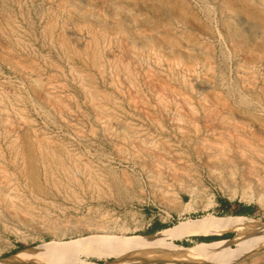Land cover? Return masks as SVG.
<instances>
[{
  "label": "rangeland",
  "instance_id": "obj_1",
  "mask_svg": "<svg viewBox=\"0 0 264 264\" xmlns=\"http://www.w3.org/2000/svg\"><path fill=\"white\" fill-rule=\"evenodd\" d=\"M0 102V259L264 221V0H0ZM78 243L70 264L116 257Z\"/></svg>",
  "mask_w": 264,
  "mask_h": 264
},
{
  "label": "bare ground",
  "instance_id": "obj_2",
  "mask_svg": "<svg viewBox=\"0 0 264 264\" xmlns=\"http://www.w3.org/2000/svg\"><path fill=\"white\" fill-rule=\"evenodd\" d=\"M247 195L248 194H246V196ZM248 196L246 198L247 200H250L252 196ZM260 200L262 201L263 199L261 198ZM261 204L263 205V203H260V205ZM253 220L260 224L250 228L237 229L234 231V234L230 239L213 240L207 243L201 242V244L191 248L181 247L179 249H175L166 244L154 243V241L157 239H162L166 236L180 238L190 233L197 234L209 232L212 234L197 235H217L220 233H214L216 230L226 229L223 228L222 221L213 218L191 219L180 222L172 228L161 229L157 231L156 234L154 233L155 235L152 234L141 237L105 236L100 238L93 237L94 239L92 240L90 238H84L83 240L71 241L69 243H50L49 245L46 243L44 249L35 246L24 248L19 252H16L14 257L25 261L24 263L31 261L34 264H70L74 261L73 255L75 252L73 249L77 248H74L72 243L79 242L78 248L81 247L82 249L87 250L85 244L89 243V245H93L94 248L100 250L102 253H114L116 256L115 259L107 264H134L145 259L147 260L165 257H169L171 260H206L212 261L211 263L213 264H223L221 262L230 263L241 256L238 255V251H240V249L248 252H253L254 250L262 248L264 249V221H257L255 219ZM232 244H234L233 247L227 246ZM31 262L30 264H32Z\"/></svg>",
  "mask_w": 264,
  "mask_h": 264
},
{
  "label": "trees",
  "instance_id": "obj_3",
  "mask_svg": "<svg viewBox=\"0 0 264 264\" xmlns=\"http://www.w3.org/2000/svg\"><path fill=\"white\" fill-rule=\"evenodd\" d=\"M228 205H229V203L226 202L225 205H224L225 211H227L229 209ZM250 212H251L250 208L246 207L245 205L239 204L238 205V209H236L233 212V216H240V215L246 216V214H249ZM255 220L260 221L258 219H255ZM242 226L243 225L239 224V225H237V228H241ZM230 236H231V233H223L221 235H210L208 237L200 236L199 239L213 241V240L229 239ZM205 242H209V241H205ZM180 244L186 245L185 242H181Z\"/></svg>",
  "mask_w": 264,
  "mask_h": 264
},
{
  "label": "water",
  "instance_id": "obj_4",
  "mask_svg": "<svg viewBox=\"0 0 264 264\" xmlns=\"http://www.w3.org/2000/svg\"><path fill=\"white\" fill-rule=\"evenodd\" d=\"M259 250H261V249H259ZM22 262H25V261H23L21 259H18V258H15L14 255H11L9 257L0 259V264H21ZM140 262H142V263H151V262H162V263H175V262L208 263V262H205V261L171 260L169 257L157 258V259H147V260L145 259V260L140 261ZM136 263H139V262H136Z\"/></svg>",
  "mask_w": 264,
  "mask_h": 264
}]
</instances>
